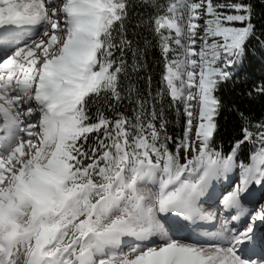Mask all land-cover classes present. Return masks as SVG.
<instances>
[{
	"label": "snow or ice",
	"instance_id": "6c2138e0",
	"mask_svg": "<svg viewBox=\"0 0 264 264\" xmlns=\"http://www.w3.org/2000/svg\"><path fill=\"white\" fill-rule=\"evenodd\" d=\"M151 5L179 139L162 106L122 88L133 0H0V264H264V116L239 112L228 150L215 146L219 93L241 82L251 41L264 56V31L242 3Z\"/></svg>",
	"mask_w": 264,
	"mask_h": 264
},
{
	"label": "trees",
	"instance_id": "16d2710c",
	"mask_svg": "<svg viewBox=\"0 0 264 264\" xmlns=\"http://www.w3.org/2000/svg\"><path fill=\"white\" fill-rule=\"evenodd\" d=\"M225 2L250 5L252 22L256 26L257 33L264 31V0H214V3ZM152 12L151 0H133V7L129 11V19L126 23V37L132 42V49L125 53L124 59L127 64V69L125 73L121 74L120 79L122 88L125 90L129 86V83L134 88L139 89L140 94L148 100L149 111L151 110L153 102L156 104L157 111H159L161 106L164 108L167 120V134L175 139H179L186 122L182 105L178 112L175 106H169V101L166 96L163 98L162 105L161 98L157 96V93L162 88L161 75L163 61L154 37L146 26ZM141 21L144 23L141 24ZM137 47L142 51L146 49V53L140 57L141 66L134 70L132 67L133 52ZM249 51L252 55L244 62L243 69L240 72L241 82L236 85L229 83L222 87L219 93L225 107L219 116L220 128L216 135L215 146L218 147L221 140H223L225 151L228 150V142L233 130L238 129L240 125L239 112L250 116L253 121H258L264 116V96H257L255 93L252 97L247 95L249 89L253 87V81L256 85H259L261 79L264 78V56L261 55L259 45L255 40L250 42ZM245 73L249 75L247 82L244 81ZM149 77L151 78L150 83ZM153 97H155V101H153ZM134 108L135 105L130 100L125 99L119 111L131 120L134 116ZM92 111L94 112L95 108ZM110 115H115V113H111ZM252 150H254L253 146L246 144L243 150L244 154L240 158L247 162V154Z\"/></svg>",
	"mask_w": 264,
	"mask_h": 264
},
{
	"label": "bare ground",
	"instance_id": "6f19581e",
	"mask_svg": "<svg viewBox=\"0 0 264 264\" xmlns=\"http://www.w3.org/2000/svg\"><path fill=\"white\" fill-rule=\"evenodd\" d=\"M0 135H2V133H0ZM202 206H203V208H204V210L206 212H208V211L215 212L216 211L215 208L211 207L210 206V203L207 202V201L203 202ZM198 223L203 225V226H200L201 229H198L199 231L212 232V231H215L219 227L220 220H219V216H217L213 220H209V221H199ZM204 225L207 226L208 228H205Z\"/></svg>",
	"mask_w": 264,
	"mask_h": 264
},
{
	"label": "rangeland",
	"instance_id": "374dc122",
	"mask_svg": "<svg viewBox=\"0 0 264 264\" xmlns=\"http://www.w3.org/2000/svg\"><path fill=\"white\" fill-rule=\"evenodd\" d=\"M182 107H183V106H182ZM237 175H238V173H237ZM217 220H218V219H217ZM217 220H216V221H217Z\"/></svg>",
	"mask_w": 264,
	"mask_h": 264
}]
</instances>
